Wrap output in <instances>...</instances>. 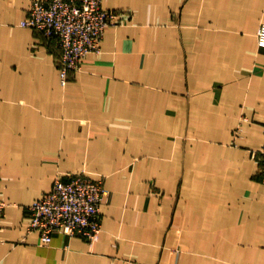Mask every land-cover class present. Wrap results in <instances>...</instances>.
Returning <instances> with one entry per match:
<instances>
[{"label": "crops", "instance_id": "1", "mask_svg": "<svg viewBox=\"0 0 264 264\" xmlns=\"http://www.w3.org/2000/svg\"><path fill=\"white\" fill-rule=\"evenodd\" d=\"M31 4L0 0V264H264V0H103L123 21L66 84ZM83 170L102 233L41 243L29 205Z\"/></svg>", "mask_w": 264, "mask_h": 264}, {"label": "built area", "instance_id": "2", "mask_svg": "<svg viewBox=\"0 0 264 264\" xmlns=\"http://www.w3.org/2000/svg\"><path fill=\"white\" fill-rule=\"evenodd\" d=\"M102 1L32 0L22 24L58 38L62 51L58 65L63 84L67 83L70 71L83 69L89 53L101 51L106 29L123 21L121 11L104 8ZM257 38L260 47L264 48V23L259 27ZM252 156L260 163L264 185V142L260 149L252 151ZM108 192L103 177L76 173L65 179L59 175L53 188L29 206L28 230L38 231L43 244L51 243L57 232L94 241L103 231L101 205ZM6 206L0 194V218Z\"/></svg>", "mask_w": 264, "mask_h": 264}, {"label": "rangeland", "instance_id": "3", "mask_svg": "<svg viewBox=\"0 0 264 264\" xmlns=\"http://www.w3.org/2000/svg\"><path fill=\"white\" fill-rule=\"evenodd\" d=\"M79 173H86V171L85 170H83V171H81V172H79ZM76 174V173H75ZM87 174V173H86ZM70 175V174H69ZM65 179H69V177L68 178H65ZM1 199H2V201H4V202H6L7 203V206H6V208H5V211H4V215H5V212H6V209H7V207H8V205H10L11 203L10 202H7L5 199H3L2 197H1ZM30 206V205H29ZM29 208V207H28ZM30 209V208H29ZM102 212V211H101ZM29 213H30V210H29ZM4 215L0 218V224H1V221H2V218L4 217Z\"/></svg>", "mask_w": 264, "mask_h": 264}]
</instances>
